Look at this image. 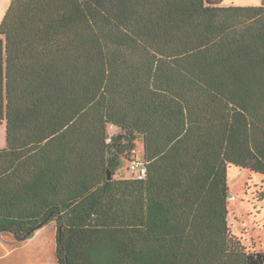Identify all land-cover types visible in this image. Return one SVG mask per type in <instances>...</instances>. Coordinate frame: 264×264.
<instances>
[{"label": "trees", "instance_id": "16d2710c", "mask_svg": "<svg viewBox=\"0 0 264 264\" xmlns=\"http://www.w3.org/2000/svg\"><path fill=\"white\" fill-rule=\"evenodd\" d=\"M222 2L11 0L0 234L53 222L57 264H264L227 220L230 166L264 203V0ZM133 150L145 176L114 179Z\"/></svg>", "mask_w": 264, "mask_h": 264}, {"label": "rangeland", "instance_id": "374dc122", "mask_svg": "<svg viewBox=\"0 0 264 264\" xmlns=\"http://www.w3.org/2000/svg\"><path fill=\"white\" fill-rule=\"evenodd\" d=\"M11 0H0V23ZM262 0H223V6H259ZM6 146L5 123L0 124V149ZM127 164L122 160V165L114 179L127 178ZM262 177L247 170L230 166L227 170V187L229 190L228 225L234 236L239 238L248 252H264V203L257 204ZM48 229L52 231L53 242L44 243L45 248L37 246L35 255H32V264L56 263L54 255L55 230L53 226ZM51 247V248H50ZM23 253V252H22ZM25 263V262H24Z\"/></svg>", "mask_w": 264, "mask_h": 264}, {"label": "crops", "instance_id": "0c3cea01", "mask_svg": "<svg viewBox=\"0 0 264 264\" xmlns=\"http://www.w3.org/2000/svg\"><path fill=\"white\" fill-rule=\"evenodd\" d=\"M49 226H53L55 230V224L53 222L49 223L47 226L36 232L34 237L22 246H16L12 242L10 236L0 234V264H32L33 259L31 258L33 256H30V254L35 255V248H37L38 245L45 248V242H48L51 245L54 240L52 231L48 229ZM52 262L49 264H53ZM36 264L43 263H39L38 261Z\"/></svg>", "mask_w": 264, "mask_h": 264}, {"label": "built area", "instance_id": "2783aa9c", "mask_svg": "<svg viewBox=\"0 0 264 264\" xmlns=\"http://www.w3.org/2000/svg\"><path fill=\"white\" fill-rule=\"evenodd\" d=\"M127 170L132 178L141 179L145 176L143 155L140 151L133 150L130 159L126 162Z\"/></svg>", "mask_w": 264, "mask_h": 264}, {"label": "water", "instance_id": "95a60500", "mask_svg": "<svg viewBox=\"0 0 264 264\" xmlns=\"http://www.w3.org/2000/svg\"><path fill=\"white\" fill-rule=\"evenodd\" d=\"M107 179H108V180H110V179H111V176H110V173H109V171H107ZM229 197H231V196L229 195Z\"/></svg>", "mask_w": 264, "mask_h": 264}]
</instances>
